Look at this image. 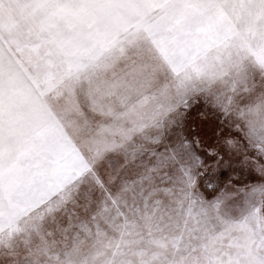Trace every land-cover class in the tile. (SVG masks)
Returning <instances> with one entry per match:
<instances>
[{
    "label": "rangeland",
    "instance_id": "1",
    "mask_svg": "<svg viewBox=\"0 0 264 264\" xmlns=\"http://www.w3.org/2000/svg\"><path fill=\"white\" fill-rule=\"evenodd\" d=\"M193 3L223 5L247 40L189 58L212 11L185 0L47 2L41 11L64 23L6 40L33 84L0 112V264H264L259 207L172 212L136 195L167 170L178 88L195 99L222 79V61L264 68L261 0ZM133 56L149 74L140 89L125 83Z\"/></svg>",
    "mask_w": 264,
    "mask_h": 264
},
{
    "label": "snow or ice",
    "instance_id": "2",
    "mask_svg": "<svg viewBox=\"0 0 264 264\" xmlns=\"http://www.w3.org/2000/svg\"><path fill=\"white\" fill-rule=\"evenodd\" d=\"M185 6L212 11L202 15L196 29L207 32L208 38L196 42L189 58L234 38L247 40L248 33L223 14V5L185 0ZM180 67L173 61L170 71ZM124 71L127 84L140 89L149 83L148 72L134 56ZM219 71L222 79L214 87L201 88L195 99L189 98L190 85L177 89L179 120L166 136L167 170L141 182L136 194L140 200L150 196L149 203L172 212L189 208L211 214L217 209L224 215L236 206L264 212V68L222 61ZM221 95L228 100L227 107L220 102Z\"/></svg>",
    "mask_w": 264,
    "mask_h": 264
},
{
    "label": "crops",
    "instance_id": "3",
    "mask_svg": "<svg viewBox=\"0 0 264 264\" xmlns=\"http://www.w3.org/2000/svg\"><path fill=\"white\" fill-rule=\"evenodd\" d=\"M47 2L56 4L57 0H0V46H3L0 47V53L2 49L5 50L6 55H8V61H11V63H6L4 59L1 60L0 58V112L7 108L9 110L8 104L17 103V97L23 93V89L27 88V84L33 82L32 70L23 68L24 66L19 65L14 60L16 52L10 51L6 40H16L18 41L17 45H19L22 33L27 29L23 25L50 22L62 24L65 21L49 20V16L41 11L43 8H49ZM25 50L27 49L25 48ZM32 84L30 83L28 87L32 86ZM32 89L35 91L34 88ZM31 98L33 99L34 97ZM34 102L41 103V100L34 99ZM48 103H50L49 100Z\"/></svg>",
    "mask_w": 264,
    "mask_h": 264
},
{
    "label": "trees",
    "instance_id": "4",
    "mask_svg": "<svg viewBox=\"0 0 264 264\" xmlns=\"http://www.w3.org/2000/svg\"><path fill=\"white\" fill-rule=\"evenodd\" d=\"M48 100H50V99H48ZM197 123L199 124V121H197ZM242 179V178H241Z\"/></svg>",
    "mask_w": 264,
    "mask_h": 264
}]
</instances>
